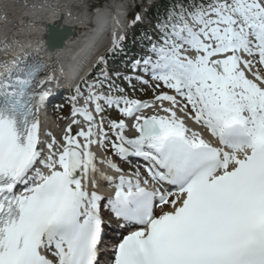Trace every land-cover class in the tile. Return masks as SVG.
<instances>
[{
  "label": "snow or ice",
  "instance_id": "snow-or-ice-1",
  "mask_svg": "<svg viewBox=\"0 0 264 264\" xmlns=\"http://www.w3.org/2000/svg\"><path fill=\"white\" fill-rule=\"evenodd\" d=\"M156 28L127 73L77 88L59 138L46 65L0 79V264H264V0H189Z\"/></svg>",
  "mask_w": 264,
  "mask_h": 264
},
{
  "label": "bare ground",
  "instance_id": "bare-ground-1",
  "mask_svg": "<svg viewBox=\"0 0 264 264\" xmlns=\"http://www.w3.org/2000/svg\"><path fill=\"white\" fill-rule=\"evenodd\" d=\"M128 2L130 0H108L104 4L92 0H0V79L22 57H35L46 65L47 71L41 77L43 81L48 82L50 77H54L52 82L72 79L80 67L86 64L93 66V60L97 59L94 56L96 58L90 63L88 57L98 46L94 35L100 20L109 22L111 19L119 28L126 16ZM100 4L102 8L97 10ZM90 5L96 7L95 12L89 13ZM59 21L71 25L75 36L66 42L61 51L48 53L43 41L46 26ZM67 122V117L55 123L48 118L41 124V132H51L59 138ZM41 138H44L43 135ZM102 156L103 153H98V159ZM98 168L104 174L112 172L105 165L98 164ZM101 183L98 178V185Z\"/></svg>",
  "mask_w": 264,
  "mask_h": 264
},
{
  "label": "water",
  "instance_id": "water-1",
  "mask_svg": "<svg viewBox=\"0 0 264 264\" xmlns=\"http://www.w3.org/2000/svg\"><path fill=\"white\" fill-rule=\"evenodd\" d=\"M92 1H95V0H92ZM98 1L105 2L107 0H98ZM52 28H55L58 32H61L64 34V39L62 40V42H60V45L56 48H50L49 43H48V36ZM74 36H75V29L70 25L64 24L61 21L55 24H48L46 26L45 35L43 39L45 49L48 53L61 51L65 47L66 42Z\"/></svg>",
  "mask_w": 264,
  "mask_h": 264
},
{
  "label": "rangeland",
  "instance_id": "rangeland-1",
  "mask_svg": "<svg viewBox=\"0 0 264 264\" xmlns=\"http://www.w3.org/2000/svg\"><path fill=\"white\" fill-rule=\"evenodd\" d=\"M90 6H93V5H90ZM92 8H93V7H89V8H88V9H89V10H88L89 13L91 12L90 10H91ZM152 95H153L152 90L148 89L146 92L144 91L143 94H141V93L139 92L138 94H135V93H134V94L131 95V96H133L134 98L142 99V100H143V99L151 98ZM67 115H68V111H67V109L61 110V112L59 113L57 119H58V120H63V118H65ZM113 117L115 118V113L113 114Z\"/></svg>",
  "mask_w": 264,
  "mask_h": 264
},
{
  "label": "trees",
  "instance_id": "trees-1",
  "mask_svg": "<svg viewBox=\"0 0 264 264\" xmlns=\"http://www.w3.org/2000/svg\"><path fill=\"white\" fill-rule=\"evenodd\" d=\"M170 1H172V0H170ZM178 1H180L184 6H186L187 3L189 2V0H178ZM163 5L166 6V7L169 6L167 2H164ZM164 10H165V9H164ZM159 11H161V9H157L155 12L157 13V12H159Z\"/></svg>",
  "mask_w": 264,
  "mask_h": 264
}]
</instances>
